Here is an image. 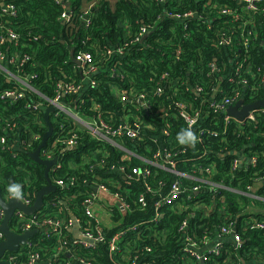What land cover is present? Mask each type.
Instances as JSON below:
<instances>
[{"label": "trees", "instance_id": "trees-1", "mask_svg": "<svg viewBox=\"0 0 264 264\" xmlns=\"http://www.w3.org/2000/svg\"><path fill=\"white\" fill-rule=\"evenodd\" d=\"M2 2L13 5L16 15L4 12ZM93 2L94 6L85 17L86 4ZM67 4L74 13L71 26L61 19ZM223 7L232 8L240 16H221L220 9ZM187 12H198L202 16L188 21L167 16L169 13ZM145 26H149L150 31L143 44L137 43L132 51L123 55L104 56L107 49L126 41L127 27L138 32ZM7 28L14 30L19 38L17 45L11 40L0 45L6 55L0 64V138L6 137L8 142L6 150L2 149L0 143V193L4 199L9 197L6 186L11 182L22 183L24 195L27 194L33 204L38 192L48 185L45 166L34 161L30 155L48 131L43 111L35 112L33 107L39 102L48 105L45 98L56 96L60 82H83L78 66L72 61V56L81 52L92 53L101 62L100 72L93 76L98 84L94 88L87 86L82 93L63 96L62 100L68 106L89 117L96 115L91 110L92 102H95L102 106L107 120L113 118L119 122L124 115L130 114L131 123L143 121L149 127L143 128L140 139H124L127 149L140 158H151L159 146L187 149L184 154L175 151L181 157L178 168L186 170L189 168L187 157L206 154L216 163L214 181L246 188L256 185L257 180L261 179L259 191L264 193V113L254 123L232 119L227 132L223 134L226 114L213 113L209 102L203 100L211 97L220 100L225 95L243 91L241 76H246L251 84L256 82L255 76H264V0L257 4L255 12L245 9L238 0H0V37L7 35ZM223 37H231L232 45L221 44ZM244 37L249 39L248 48L243 45ZM178 47L182 48V53L176 59L174 56ZM15 52L28 54L30 60L22 67L11 64L9 59ZM210 63L219 68V74L210 72ZM249 65L252 70L247 74L244 70ZM111 68H116L125 79L122 80L120 74H112ZM10 73L28 78L38 92L29 91L21 99H2L4 91L21 87L15 79L8 81ZM164 74H168L167 81L162 82L164 95L155 96ZM174 78H180L185 83L183 86L178 84V95L176 92L173 98L189 102L204 113L201 124L218 129L221 133L219 137L206 140L204 137L203 142H197L195 147L182 146L177 142V134L187 126L182 119L173 116L176 109L170 103L172 99L167 96L175 93V88L170 87V80ZM114 85L116 89H113ZM195 85L202 86L203 93L198 95L194 92ZM130 87L137 92L148 93L154 110L141 107L140 111H136L132 107L131 112H124V108L129 106L122 104L120 93ZM262 100L264 83L255 97L248 95L245 98L249 105ZM159 108L169 111L168 118L157 114ZM50 122L53 134L43 151H51L54 158L58 157L60 167H52L49 171L57 189L44 197L41 210L27 218L69 221L73 215L82 230L89 228V221L94 223L95 220H90L86 215L85 202L92 190L89 180L96 176L107 182L112 181L108 182L111 191L119 192L129 208L122 212L116 205L109 207L113 226L101 228L106 242L98 243L92 249L81 243L73 244V233L65 229L62 237L66 240L64 250L54 260L60 237L53 231L44 233L40 230L17 252L10 253L16 255L17 260L25 261L30 253H39L42 264L51 261L53 264H87L89 260L95 264H192L193 261L182 256L184 242L179 232L180 223L187 219L192 232L212 237L220 225L236 221L244 245L235 250L229 247L232 244H227L231 250L230 258L233 257L230 261L261 264L264 259V230H247L243 225L246 207L262 206L264 202L227 190L216 195L206 190L189 200L187 196L194 193L192 190L199 182L184 178L181 186L185 193L181 201L162 208L163 218L153 222L154 202L160 193L169 191L176 180L174 174L150 166L151 172L146 180L127 178L133 175V168L143 165L140 158L122 160V151L93 138L85 128L67 116L51 113ZM167 126L170 134L164 135L163 128ZM15 135L18 142L12 146L11 140ZM35 135L39 139L34 140L26 150L22 149L23 141L33 140ZM73 135L77 138L76 147L67 150L62 140ZM155 138H159V144L154 142ZM242 151L248 159L255 157L257 162L232 169L233 160ZM93 162H100L101 167L89 170ZM112 165L125 167V179L118 171L110 169ZM72 178L75 179L74 184L70 182ZM57 180H63L65 186L56 185ZM145 184L150 186V192ZM141 196H144V203L140 202ZM263 217L264 212L257 215V218ZM135 225L140 232H126L118 242L120 250L110 254V239ZM10 226L15 228L13 220ZM137 253L140 256L135 260ZM224 253L222 251V255L216 257L210 255L213 257L210 264H234L230 261L226 263L228 255ZM10 254H7V258Z\"/></svg>", "mask_w": 264, "mask_h": 264}, {"label": "built area", "instance_id": "built-area-1", "mask_svg": "<svg viewBox=\"0 0 264 264\" xmlns=\"http://www.w3.org/2000/svg\"><path fill=\"white\" fill-rule=\"evenodd\" d=\"M241 4H243L244 8L248 11L255 12L257 10V4L261 2L262 0H238ZM4 2L1 3V6ZM93 2L92 4H86L85 6V17L89 14L91 8L94 6ZM3 11L7 13H11L13 16L16 15L17 11L16 8L13 5H6L4 3V6H2ZM221 16H233V17H239L240 14L233 10L230 7H223L220 9ZM200 14L198 12H187L184 14L181 13H169L167 14L170 18H175L181 21H188L189 19L197 18ZM202 16V15H200ZM73 17L74 13L70 10H68L66 5V11L62 14L61 19L63 20V23L67 26H71L73 24ZM87 24L89 25V20H87ZM127 36L128 38L124 43H121L117 45L116 47H112L107 49L104 52V56L106 58L112 56L113 54L117 55H123L127 52H130L133 50V47L137 45V43L143 44L145 39L147 38L150 27L145 26L140 29L138 32H133L131 29L127 27ZM18 35L12 30L11 28H7V35H2L0 37V45L5 43L7 40H11L15 42V44H18ZM221 44L226 46L232 45V38L231 37H223L221 40ZM243 45L245 48H248L249 46V39L243 38ZM182 48L178 47L175 56L176 59L181 55ZM5 53L1 51L0 48V64L5 60ZM74 59L77 63H75L81 73V76L83 77V82L76 83V82H70V83H63L60 82L57 85V94L54 98L47 99L48 105H44L43 102H39L34 105L33 111L35 112H41L45 114V111L47 108H54L55 111L52 112L56 114L57 116L64 115L71 119H73L75 122L79 123L83 128L86 129V131L95 139L103 142H107L113 147H115L117 150L122 151L123 157L122 160H130L132 157L140 158L137 154H135L133 151L127 149L124 139H140L141 138V132H143V128L149 127L145 126L143 121L136 120L135 122L131 123L129 120V115L123 116L119 122L115 121V119L110 118V120H107L106 117L102 113V106L99 103H93L91 110L96 112V115L94 116H84L82 113L77 111L75 108H72L68 106L63 100V96L65 95H74L78 93H82L84 89H86L87 86L89 87H96L97 86V80L96 78H93V76H96L101 69V62L99 60L95 59V56L92 53H78L74 56ZM30 60V56L28 54L22 55L20 52H15L9 59V62L11 64H18L19 67L24 66V64ZM1 66V65H0ZM209 69L212 74H219L220 70L219 68L214 64H209ZM252 70V67L249 65L245 68V73L250 74ZM112 74H120L121 79L124 80L125 76L121 73H118L116 68H111ZM168 74H164L162 76V79L158 83L160 88H157L155 92V96H162L164 95V88L162 86L163 81H167ZM8 81H11L12 79L17 80L21 87L18 89H12L4 91L1 98L2 99H21L26 96V93L29 91L38 92L34 89V87L29 83L28 78H22L17 77L13 74H8L7 77ZM254 79H256V82L251 84L246 78V76H241L240 81L243 84V91H239L234 93L233 95H225L220 100L216 99L215 97H211L209 100L208 98H204V102H209V107L212 109V112L217 113H225L224 118V130L223 134L227 132L228 126L231 123V120H237L239 122H248V123H254L257 121V117L264 113V107H259L256 109L251 110L248 115L243 120H238L236 117L231 115L228 110L231 106L236 105L240 100H243V105H249L246 103L245 98L246 96H250L251 98L255 97L257 90H259V87L262 83H264V76H255ZM175 80V78H174ZM179 82H182L184 85V81L180 78H176ZM171 81V80H170ZM171 87V86H170ZM117 86L114 85L113 89H116ZM175 87H171L173 89ZM188 90V86L186 87ZM193 91L196 92L198 95L200 93H203V87L195 85L193 87ZM178 95V94H177ZM169 99H172L170 103H172L173 107L176 109V112L174 113V117L182 119L186 126H188L190 121H194L193 124V130L195 131L198 142H203L204 140L208 138H217L221 135L220 131L218 129L214 128H208L201 124V121H203L204 113H202L198 108H196L193 104L186 102V101H179L173 98V94L169 93L168 95ZM41 97H43L41 95ZM120 100L123 105L128 104L129 108H124V112H131L132 107L136 111H140L141 107H143L146 110H154L153 106L154 104L152 101L148 98V93L146 92H137L134 87H130L127 89H124L120 93ZM227 112V113H226ZM157 114H161V116L164 118H168L169 111L165 108H159L157 111ZM112 116V115H111ZM202 119V120H201ZM198 126L197 130H195V127ZM169 126L163 128L162 134L169 135L170 130L168 129ZM39 136L35 135L33 137V140L30 141H23L21 148L26 150L29 148L34 140H38ZM76 136L73 135L69 139H63L62 143L65 144L67 147L66 149H73L76 147L77 140ZM155 143L159 144V138H155ZM0 143L2 149L6 150L8 149V142L6 137L0 138ZM36 150V149H35ZM35 150H32L34 152ZM175 151L180 152L181 154H184L187 149L182 150H174L172 147L169 146L161 147L159 146L157 150L153 153L151 158H140L143 165L137 166L133 168L132 172L133 175L128 176L127 178H134L135 180L143 179L146 180L147 176L150 174V166H154L158 169L164 170L166 172H169L171 174H174L175 182L169 189V191L166 194L160 193L156 201L154 202V208H155V215L152 219L153 222H159L161 218H163V214L161 212L162 208L166 206H172L176 203H179L181 201V198L184 196L185 190L182 189L181 186V180L191 179L194 181L199 182L198 186L194 187L192 192H194L192 195H188L187 198L189 200H193L194 196L204 192L208 191L211 192L213 195H216L218 193H221L222 190L232 191L233 193L240 194L242 196H245L251 200L254 201H260L264 202V193H262L260 190L262 186V181L259 179L257 180L256 185L253 186H247L246 188H237L231 185H226L223 182H217L214 181V175L216 171V163L215 160H212V158L207 157L206 154L202 155H195L192 157H187L186 160L188 161L187 166H189L186 170H180L178 168L179 161L181 160V157L176 153ZM224 154H222L223 156ZM41 158L44 160H52L54 159V156L51 151H43L41 150L40 154ZM257 162V159L251 158L248 159L244 152H238V158L234 159L232 162V169L238 168V167H244L246 164H255ZM60 167V164L54 165V167ZM89 170L91 171L96 170L97 168L101 167L100 162H93L89 165ZM112 171L116 170L120 174L123 175L126 174V169L124 166L122 167H116L115 165H112L110 167ZM200 172V174H198ZM125 179V177H124ZM109 180V179H108ZM71 184L75 183V179H71ZM111 183L112 181H108ZM107 181H104L101 177L96 176L93 180H89V187L92 189L89 191V197L85 202V209H86V215L89 216V219L95 220V227H93V224L91 221H89V228H86L82 230L81 225L79 221L77 220L78 224L80 225V230L82 233V236L88 239L89 241L79 240L75 237H73L74 243H81L87 248H94L95 245L98 243H104L106 242V237L102 232V229L100 228V220L95 215L94 206L98 204L102 200V195H108L112 197V199L115 201L113 205L111 206H118V208L122 212H126V210L129 208V205L126 203V199L120 195L119 192H113L111 191ZM56 185L59 186H65V182L63 180H57L55 182ZM146 189L150 192L151 188L148 184H145ZM12 198L7 197L5 200H10ZM22 202L28 206H32L33 203L28 198V195H24V199ZM140 202L144 203V196L140 197ZM261 206V205H258ZM257 207V205H256ZM246 212L244 214L246 215V218L244 219V227L247 230H264V217L263 218H257V215L262 212L259 208H255V205L247 206ZM193 214V213H192ZM27 214H25L23 211L17 210L15 214L13 215L11 221L13 220V225H15V228L11 227V230H13L16 233L22 234L26 231L30 230H43L44 233H49V231H53L56 233L60 239H59V246L57 248V253L55 254L54 260L58 257V255L64 250V246L66 244L65 237H63V231L65 229H69V231L72 232L74 221L71 218L69 221L67 220H51V219H39L38 217H31L30 219L27 218ZM194 216V214H193ZM195 217V216H194ZM239 217V215H238ZM4 218V211L0 205V220L3 221ZM2 224V223H1ZM0 224V225H1ZM126 232H140V229L138 226H132L125 230H122L118 233H116L109 241V250L110 254H115L120 250V247L118 245V242L121 240L122 236ZM179 232L182 234L183 238V257H187L192 264H210V262L213 260V257L222 255V251H225V255H228V259H226V263L230 261V255H231V249L239 250L244 245V240L242 235L239 233L236 221L231 220L227 224L220 225L218 227L217 232L215 233V236H209L208 234L199 236L198 234L192 232L190 230V223L187 219L183 220L180 223L179 226ZM3 239V234H0V241ZM28 243V242H27ZM228 243L232 244V247H228ZM148 252H150V249H147ZM30 253V252H29ZM10 254V253H7ZM7 254L4 257V260L7 261L9 264H42L41 263V257L39 253H30L28 255L27 260L25 261H19L17 260L16 255H9L7 258ZM210 255H213L211 257ZM140 256V253H137L135 260L138 259ZM83 263L85 261L82 260ZM233 263L234 261H230ZM46 264H53L52 261L48 262ZM87 264H95L93 261L89 260ZM135 264V263H132ZM143 264H154L152 262H147ZM234 264H247L245 261L243 263L241 262H234ZM261 264H264V259L261 261Z\"/></svg>", "mask_w": 264, "mask_h": 264}, {"label": "water", "instance_id": "water-1", "mask_svg": "<svg viewBox=\"0 0 264 264\" xmlns=\"http://www.w3.org/2000/svg\"><path fill=\"white\" fill-rule=\"evenodd\" d=\"M4 6V3L2 4ZM68 10H70V4H67ZM73 55V54H72ZM72 61L77 63L72 56ZM79 64V63H77ZM264 107V100L257 101L254 104L243 105V100H240L236 105L231 106L228 112L236 117L238 120H243L248 113L256 108ZM54 108H47L45 111V120L48 124V131L44 134L43 140L38 148L32 152L31 158L45 166V176L48 180V185L43 187L37 194L36 200L32 206H28L22 202V200L12 198L10 200H5L0 193V205L4 211V218L2 224L0 225V231L4 235V239L0 241V264H9L4 260V257L7 253L17 252L21 246L27 244L29 239L38 233V230H30L26 231L22 234L16 233L10 228V221L17 210L23 211L27 215H32L35 212L41 210L44 206V197L49 193L55 191L57 188L52 183V179L50 178L49 171L50 169L57 164L58 157H55L52 160H44L41 158V150L47 145L48 140L53 134V126L50 122V115L54 112ZM75 149V148H73ZM69 150V149H67ZM72 219L74 221L73 232L76 235L77 239L89 241L85 237L82 236L80 225L77 222V219L72 215Z\"/></svg>", "mask_w": 264, "mask_h": 264}, {"label": "crops", "instance_id": "crops-1", "mask_svg": "<svg viewBox=\"0 0 264 264\" xmlns=\"http://www.w3.org/2000/svg\"><path fill=\"white\" fill-rule=\"evenodd\" d=\"M178 84H180V86H183L182 82H179L178 80H174V79H171V87H175V93L178 91ZM178 94V92H177ZM16 137L13 138L11 140V144L12 146H16L17 142H18V136L15 135ZM54 167V166H53ZM115 201L112 199V197L108 196V195H102V200L96 204L94 206V211H95V215L99 218L100 220V228H110L113 226V221H112V218H111V213L109 211V207L111 205H113ZM255 208H259L260 211L264 212V204L262 206H258L256 207L255 205ZM71 218H72V215H71ZM72 235L73 237L77 238L76 235L74 234L73 232V229H72Z\"/></svg>", "mask_w": 264, "mask_h": 264}, {"label": "clouds", "instance_id": "clouds-1", "mask_svg": "<svg viewBox=\"0 0 264 264\" xmlns=\"http://www.w3.org/2000/svg\"><path fill=\"white\" fill-rule=\"evenodd\" d=\"M194 121H190L186 128H183L176 137L177 142L180 145H186L195 147L198 142V137L193 130ZM7 192L10 198H15L19 200L24 199V185L20 182H11L7 186Z\"/></svg>", "mask_w": 264, "mask_h": 264}]
</instances>
